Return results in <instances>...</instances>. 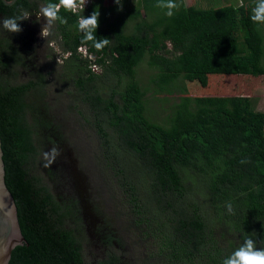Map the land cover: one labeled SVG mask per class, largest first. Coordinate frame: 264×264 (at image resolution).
<instances>
[{
	"label": "trees",
	"instance_id": "1",
	"mask_svg": "<svg viewBox=\"0 0 264 264\" xmlns=\"http://www.w3.org/2000/svg\"><path fill=\"white\" fill-rule=\"evenodd\" d=\"M37 1L59 2L17 0L8 6L0 0V16H15L21 8L32 13ZM126 2L118 10L115 0L111 6L94 0L81 13L100 11L97 38L110 40L102 51L92 42L82 44L78 16L60 9L68 23L57 22L56 32L63 53H70L61 77L88 107L103 159L140 218L135 224L143 226L145 240L156 243V264H222L247 238L264 247V113L246 96L179 97L167 124H158L146 116V93L135 76L143 60L168 73L264 75V25L250 19L255 0L216 9L176 0L180 7L172 16L157 7L158 0H138L132 7ZM127 20H136L128 35ZM81 46L91 59L77 52ZM1 53L0 67L6 59L19 62L18 54ZM93 64L97 71L90 68ZM152 81L161 86L156 76ZM39 85L0 82L4 182L25 239L8 264H85L80 241L65 228L67 212H60L59 203L27 168L37 149L26 97ZM97 264L121 261L110 256Z\"/></svg>",
	"mask_w": 264,
	"mask_h": 264
},
{
	"label": "rangeland",
	"instance_id": "2",
	"mask_svg": "<svg viewBox=\"0 0 264 264\" xmlns=\"http://www.w3.org/2000/svg\"><path fill=\"white\" fill-rule=\"evenodd\" d=\"M183 2L190 7L214 9L227 4L240 5V0ZM105 4L111 6L114 0H105ZM126 4L136 6L138 0H127ZM41 5L43 3H37L38 9L30 13V19L22 22V32L10 33L0 28L1 54L20 56L18 63L3 61L7 65L0 67L1 84L18 86L30 81L40 84L26 97V119L37 149L27 168L55 199L67 201H63L65 208H61L67 211L66 225L73 228L77 224L75 228L79 230L74 235L81 248L83 246L85 264H97L110 256L119 257L121 264H156L159 260L156 243L145 240L143 226L137 228L134 221L140 218L133 213L119 187L118 177L103 159L101 141L88 107L78 99L73 86L61 77L59 64L64 56L49 46V42L54 41L63 53L57 24L47 41L40 35L42 24L46 23L43 17L37 19ZM142 16L148 19L144 11ZM135 21H126L125 34L134 31ZM237 37L242 40L240 33ZM135 76L146 93V116L158 124H167L171 105L179 97L246 96L252 100L257 112L264 113V75L168 73L150 68L143 60L136 67ZM155 76L160 82L159 87L152 81ZM53 149L57 152L55 156ZM74 183L83 187L82 195L76 191ZM57 185L65 188L60 195L56 191ZM71 196L74 200L69 199ZM91 223L94 227L89 226ZM152 257L157 259L151 260Z\"/></svg>",
	"mask_w": 264,
	"mask_h": 264
},
{
	"label": "clouds",
	"instance_id": "3",
	"mask_svg": "<svg viewBox=\"0 0 264 264\" xmlns=\"http://www.w3.org/2000/svg\"><path fill=\"white\" fill-rule=\"evenodd\" d=\"M6 2L12 3L14 0H6ZM88 0H59L58 3L48 2L41 5L39 12L37 13V19L43 17L46 23L42 24V30L40 32L41 37L46 38L52 35L53 26L59 22L60 24H67L68 21L65 17L60 15V9L63 8L68 12L78 16V29L83 33L82 44L92 42L97 51H102L107 45L110 44V40L105 37L103 39L97 38V29L100 26V11H93L91 15H81L84 13V9ZM115 3L119 5L118 10H123L122 0H115ZM157 7L167 9V15L172 16L174 10H179L180 5L176 0H158ZM240 7H244V0H240ZM250 19L255 24L264 25V0H255V6L251 10ZM31 14L21 8L19 13L12 17L0 18V28L7 30L10 33H20L23 31L20 21L30 19ZM49 46L52 47L56 53L68 58L70 53H61L60 48L55 45L54 41L49 42ZM81 52L85 50L79 49ZM91 59V57H89ZM59 62V55H58ZM90 68L95 71L96 65H90ZM53 156L57 154L56 149L52 150ZM247 161H241L246 163ZM228 211L232 212V205H227ZM222 264H264V247H257V242L252 238L244 240L234 252L227 256Z\"/></svg>",
	"mask_w": 264,
	"mask_h": 264
},
{
	"label": "water",
	"instance_id": "4",
	"mask_svg": "<svg viewBox=\"0 0 264 264\" xmlns=\"http://www.w3.org/2000/svg\"><path fill=\"white\" fill-rule=\"evenodd\" d=\"M3 2L11 6L17 0L12 3L6 2V0H3ZM74 186L76 191L82 195L83 187L76 185V183H74ZM82 208L84 207L82 206ZM23 243H25V239L22 236L16 205L4 182V164L0 146V264H8L14 248Z\"/></svg>",
	"mask_w": 264,
	"mask_h": 264
},
{
	"label": "flooded vegetation",
	"instance_id": "5",
	"mask_svg": "<svg viewBox=\"0 0 264 264\" xmlns=\"http://www.w3.org/2000/svg\"><path fill=\"white\" fill-rule=\"evenodd\" d=\"M37 3H43V4H46V2H40V1H37ZM1 18L3 17V16H0ZM62 59L63 60H61V63L59 64V66H60V68H61V70H62V66H63V61H64V57H62ZM57 64V63H56ZM30 82H32V81H30ZM29 83V82H28ZM26 84V83H25ZM59 156V155H58ZM62 173V172H61ZM52 179V178H51ZM63 185V184H62ZM58 186L57 185V187H56V191H57V193L60 195V194H62L63 193V191H64V187L63 186ZM71 193V192H70ZM71 194H73V193H71ZM75 194V193H74ZM56 196H58V195H56ZM73 199L74 200V197H69V199ZM73 200H70L71 202L73 201ZM56 201L60 204L59 206H60V208L62 207V208H65L64 207V205H65V203H63V201H66V200H63V199H61V198H57L56 199ZM67 202V201H66ZM68 202H69V200H68ZM61 208V211L60 212H67V211H65V210H63ZM59 212V214L61 215V214H64V213H60ZM64 222H65V228L67 229V230H69V231H73V234H74V232H77L79 229L78 228H75L76 227V225L77 224H74V227L73 228H70L69 226H67L68 224L66 223V218H65V220H64ZM67 224V225H66ZM89 226H91V227H94V223H91ZM81 252H83V246H82V248H81Z\"/></svg>",
	"mask_w": 264,
	"mask_h": 264
},
{
	"label": "built area",
	"instance_id": "6",
	"mask_svg": "<svg viewBox=\"0 0 264 264\" xmlns=\"http://www.w3.org/2000/svg\"><path fill=\"white\" fill-rule=\"evenodd\" d=\"M93 1H94V0H88V3L86 4V7H85L84 11H86V10L90 7V5L93 3ZM81 48H83V49L85 50L83 54H82L81 51L79 50V49H81ZM77 52H78L79 54L83 55L84 57H90V56L88 55V52H87L86 47H84V46L78 47ZM97 70H98V68H97V66H96V70H95V71H97Z\"/></svg>",
	"mask_w": 264,
	"mask_h": 264
}]
</instances>
